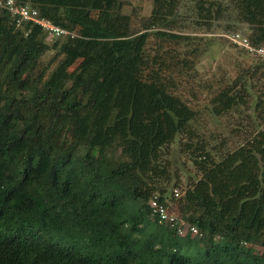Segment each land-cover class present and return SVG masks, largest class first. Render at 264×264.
Masks as SVG:
<instances>
[{"label": "trees", "instance_id": "trees-1", "mask_svg": "<svg viewBox=\"0 0 264 264\" xmlns=\"http://www.w3.org/2000/svg\"><path fill=\"white\" fill-rule=\"evenodd\" d=\"M192 1L205 22L233 11L264 45V0ZM15 2L67 33L49 44L42 25L0 8V264H264L251 247L264 248V122L212 149L177 93L192 62L146 49L150 29L194 39L159 29L180 0H158L138 28L122 0ZM243 100L230 83L209 108L220 116ZM175 140L200 173L178 196L197 239L148 206L156 195L171 211L156 181Z\"/></svg>", "mask_w": 264, "mask_h": 264}, {"label": "rangeland", "instance_id": "rangeland-1", "mask_svg": "<svg viewBox=\"0 0 264 264\" xmlns=\"http://www.w3.org/2000/svg\"><path fill=\"white\" fill-rule=\"evenodd\" d=\"M122 1L123 11L130 15L134 28H138L145 18L153 15L158 5V0ZM219 1L228 6V0ZM193 7L192 0H180L176 13L169 19V28L159 29L194 39H187L180 44L167 42L158 39L150 29L146 49L150 54L170 50L180 57L190 59L192 65L190 68L187 66L185 72L180 75L177 93L197 112L195 126L199 135L212 149L224 153L238 146L256 129L262 127L264 55L249 53L233 42L231 37L239 35L240 38H247L249 33L247 24L237 21L233 11L226 12L211 22H205ZM54 39L45 37L49 44ZM52 54L53 50H48L43 55V61H48ZM230 83L242 94L243 103L224 115L215 116L209 108L211 97L221 87ZM162 157L165 174L157 179L156 184L166 190L164 197L170 212L184 222V227L187 228L185 216L188 210L183 209L178 199L200 173L188 155L180 151L179 140L164 147ZM173 189L178 190L179 197L173 194ZM184 233L190 234V231L185 230ZM194 238L197 239L198 236L194 235ZM251 247L255 253L264 250L260 245Z\"/></svg>", "mask_w": 264, "mask_h": 264}, {"label": "built area", "instance_id": "built-area-1", "mask_svg": "<svg viewBox=\"0 0 264 264\" xmlns=\"http://www.w3.org/2000/svg\"><path fill=\"white\" fill-rule=\"evenodd\" d=\"M0 8H4L13 16L17 15V21L31 20L43 26L46 37H56L61 34L67 33L66 30L51 24L49 21L40 18L38 11L27 5H18L15 0H0ZM236 36V37H235ZM231 37L233 42L238 46L244 48L247 52L257 55H264V47L254 46L245 37L240 38L239 35ZM173 194L179 196L177 189H173ZM148 206L151 211V215L156 218L159 224H168L174 227L178 234L185 235L184 231L188 230L191 234L196 235L197 229L194 226L184 227V222L180 221L173 213L168 210L166 204L160 202L156 195L152 196L148 200Z\"/></svg>", "mask_w": 264, "mask_h": 264}]
</instances>
